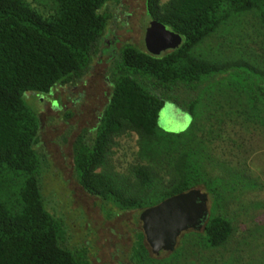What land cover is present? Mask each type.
<instances>
[{"label":"trees","instance_id":"obj_1","mask_svg":"<svg viewBox=\"0 0 264 264\" xmlns=\"http://www.w3.org/2000/svg\"><path fill=\"white\" fill-rule=\"evenodd\" d=\"M53 1L44 17L26 0H0V264H93L86 247L70 248L63 222L44 201L42 103H34L81 82L97 56L109 58L110 93L96 126L72 143L76 183L109 206L108 217L136 211V222L141 211L200 189L209 206L201 231L181 234L173 252L155 258L134 228L128 260L215 259L235 239V185L245 183V157L238 162L224 145H236L232 135L240 128L264 132V0H144L142 22H159L181 37L176 49L158 56L144 44L115 46L108 24L121 0ZM228 32L245 59L232 57ZM165 103L191 115L186 130L158 128Z\"/></svg>","mask_w":264,"mask_h":264},{"label":"rangeland","instance_id":"obj_2","mask_svg":"<svg viewBox=\"0 0 264 264\" xmlns=\"http://www.w3.org/2000/svg\"><path fill=\"white\" fill-rule=\"evenodd\" d=\"M26 1L44 17L54 11L53 0ZM121 2L122 7L111 9L114 19L108 24V31H113L119 41L115 46L129 43L145 49L143 38L147 21L142 22V0ZM237 26L238 29L242 27ZM224 36V44L232 52V57L245 59L241 44H236L237 36L230 32L224 33ZM107 38L109 47L113 37L108 35ZM211 51L207 48L202 49L201 53L206 57ZM215 51L216 54L219 50ZM107 58L94 57L88 73L75 86L59 87L48 100L35 99L37 108L42 103L39 137L47 154L48 165L41 177L42 187L44 186L42 194L47 209L63 222V238L68 232L70 248L86 247L93 264H130L128 258L134 240L133 230L141 228L140 222H136L138 212H124L108 217L109 206L86 194L76 183L73 174L72 143L83 131H91L96 126L110 93L106 79L109 64ZM237 71L242 72L239 68ZM67 111L72 116L64 120L62 118ZM191 118L189 113L181 112L174 104L165 103L159 113L157 126L164 132L176 134L186 130ZM238 130V134L232 135L236 145L232 148L225 147L227 142L224 145L227 154L233 153L238 162L241 163L243 157L246 159L239 165V169L245 174V183L235 185L238 191L235 195L237 205H233V210L238 209V214L234 241L228 250L216 255L215 259H204L198 255L199 257L191 258L190 261L183 259L180 263L166 258L152 264H264V132L260 129ZM256 208L258 210H254ZM150 255L161 258L169 255V252H162L159 257L150 251Z\"/></svg>","mask_w":264,"mask_h":264},{"label":"water","instance_id":"obj_3","mask_svg":"<svg viewBox=\"0 0 264 264\" xmlns=\"http://www.w3.org/2000/svg\"><path fill=\"white\" fill-rule=\"evenodd\" d=\"M181 37L168 31L162 24L149 21L144 34V45L154 56L176 49ZM209 216L207 195L191 189L165 199L141 211L139 222L145 243L154 255L173 252L178 238L188 231H201Z\"/></svg>","mask_w":264,"mask_h":264},{"label":"flooded vegetation","instance_id":"obj_4","mask_svg":"<svg viewBox=\"0 0 264 264\" xmlns=\"http://www.w3.org/2000/svg\"><path fill=\"white\" fill-rule=\"evenodd\" d=\"M143 6H144V0H143ZM108 36V31L106 32V34L104 35L103 39H106V37ZM106 47H108V41H106Z\"/></svg>","mask_w":264,"mask_h":264}]
</instances>
